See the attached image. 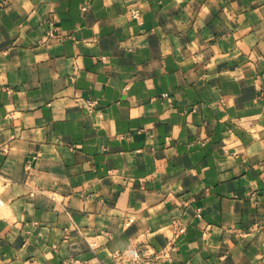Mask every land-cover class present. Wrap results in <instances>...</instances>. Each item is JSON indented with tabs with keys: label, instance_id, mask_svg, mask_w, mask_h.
Here are the masks:
<instances>
[{
	"label": "crops",
	"instance_id": "crops-1",
	"mask_svg": "<svg viewBox=\"0 0 264 264\" xmlns=\"http://www.w3.org/2000/svg\"><path fill=\"white\" fill-rule=\"evenodd\" d=\"M0 171V264H264V0H0Z\"/></svg>",
	"mask_w": 264,
	"mask_h": 264
},
{
	"label": "built area",
	"instance_id": "built-area-1",
	"mask_svg": "<svg viewBox=\"0 0 264 264\" xmlns=\"http://www.w3.org/2000/svg\"><path fill=\"white\" fill-rule=\"evenodd\" d=\"M85 9V8H84ZM83 104L86 106L87 110L91 111L96 101L92 99L82 100ZM28 167V165H27ZM5 177L0 171V187L4 185ZM35 191H30V195H34ZM4 208V201L0 198V212ZM184 231V228H179L178 233ZM88 249L92 252L93 256L90 259H79L75 257H68L63 261V264H141L143 256L135 248H128L122 252L116 251L112 253V260L110 263L103 262L100 260L96 254V249L98 247L97 241L94 238H90L86 241Z\"/></svg>",
	"mask_w": 264,
	"mask_h": 264
}]
</instances>
